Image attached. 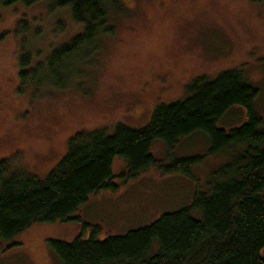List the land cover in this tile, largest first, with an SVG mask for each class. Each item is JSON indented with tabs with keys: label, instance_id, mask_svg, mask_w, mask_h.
Instances as JSON below:
<instances>
[{
	"label": "rangeland",
	"instance_id": "rangeland-1",
	"mask_svg": "<svg viewBox=\"0 0 264 264\" xmlns=\"http://www.w3.org/2000/svg\"><path fill=\"white\" fill-rule=\"evenodd\" d=\"M117 1L111 11L115 33L103 48L69 58L71 71L63 79L69 81L67 87L50 85L46 78H56L41 73L44 83L38 89L21 85V52L29 50L34 62L42 60L83 25L73 20L69 8L52 9L48 0L11 6L0 1V159L44 178L76 132L110 130L119 122L144 126L158 102L182 97L185 84L196 75L215 76L234 67L258 87L255 103L264 118V0ZM245 119V110L234 106L218 125L230 129ZM208 147V138L195 133L183 138L172 154L205 153ZM244 148L206 157L194 167V179L163 174L156 166L135 179L117 176L118 191L91 195L73 219L38 222L10 239L0 236V264H63L49 239L72 241L80 233L103 238L149 224L192 202L197 191L208 188L212 169ZM152 150L168 161L163 140H155ZM126 170L127 161L116 157L115 174Z\"/></svg>",
	"mask_w": 264,
	"mask_h": 264
},
{
	"label": "trees",
	"instance_id": "trees-1",
	"mask_svg": "<svg viewBox=\"0 0 264 264\" xmlns=\"http://www.w3.org/2000/svg\"><path fill=\"white\" fill-rule=\"evenodd\" d=\"M0 1L11 6L41 0ZM48 1L52 9L69 8L83 29L42 60L34 62L31 51L21 52V85L34 89L44 83L41 73L56 78H46L50 85L67 87L69 81L63 79L71 71L69 58L83 50L89 56L96 54L116 29L111 11L117 0ZM258 95V87L245 79L239 67L215 76L201 73L185 85L182 97L158 102L144 126L119 122L110 130L76 132L44 178L11 159H0V236L10 239L38 222L73 219L91 195L118 191L117 176L135 179L156 166L163 174L194 179V167L206 157L245 145L212 169L208 188L197 191L192 202L163 212L149 224L103 238L80 233L72 241L49 239L48 243L63 264H264V118L256 107ZM234 106L245 110L246 119L230 129L220 127L219 121ZM195 133L208 138L207 152L172 154L183 138ZM157 139L168 147V161L153 153ZM116 157L127 161V170L119 175L114 172Z\"/></svg>",
	"mask_w": 264,
	"mask_h": 264
}]
</instances>
